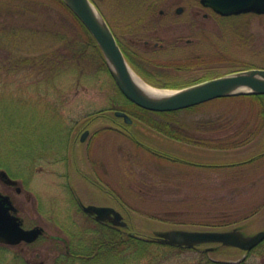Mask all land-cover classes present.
I'll return each mask as SVG.
<instances>
[{
  "label": "rangeland",
  "instance_id": "374dc122",
  "mask_svg": "<svg viewBox=\"0 0 264 264\" xmlns=\"http://www.w3.org/2000/svg\"><path fill=\"white\" fill-rule=\"evenodd\" d=\"M92 3L126 48L138 38L153 43L156 29L160 35L184 32L189 34L185 39H195L191 44L166 42L167 49L145 54L150 60L141 66L147 72L140 75L158 88L180 90L240 71L264 69V15L214 18L203 33L190 25V12L197 10L198 0ZM0 4L19 9L8 14L0 5V170L18 180L31 196L27 201L24 194L12 191L26 224L39 220L49 235L66 238L70 232L82 236L84 231L85 242L87 234L97 230V222L80 204L111 206L125 210L130 223L125 232H136L150 242L155 254L165 249L155 239L156 232L238 228L253 235L264 230V107L258 100L215 99L173 116L177 127L196 131L202 141L210 139L214 130L202 123L209 117H221L219 124L227 134L237 131L238 139L228 143L227 151L216 153L227 159L217 162L224 166L192 167L165 160L147 149L178 154L173 147L151 146L159 137L172 141L164 134L119 126L122 121L114 112L127 103L121 104L114 79L93 44H88L89 34L58 0H0ZM179 6H185L187 13L177 17ZM161 11L166 14L160 15ZM10 27L23 29L14 34L6 31ZM18 49L26 55L53 57L49 61L53 65L45 71L39 66L10 69L14 63L6 60V54ZM86 129L90 134L81 144ZM0 190L4 191L1 186ZM50 242L42 240L40 245L51 251ZM20 252L18 247L0 249V264H27ZM151 257L108 264H149ZM209 257L238 262L247 254L220 246ZM196 258V252L188 251L158 264ZM43 261L42 253L35 262Z\"/></svg>",
  "mask_w": 264,
  "mask_h": 264
},
{
  "label": "water",
  "instance_id": "95a60500",
  "mask_svg": "<svg viewBox=\"0 0 264 264\" xmlns=\"http://www.w3.org/2000/svg\"><path fill=\"white\" fill-rule=\"evenodd\" d=\"M64 2L95 39L121 92L127 99L143 109L154 112H171L223 97L264 95V69H254L178 90L177 93L165 99L144 96L132 81L130 75L132 68L126 61L110 27L107 23V27H103L92 14L91 7L97 10L94 4L90 0H64ZM205 2L223 16L245 13L264 15V0H205ZM116 116L124 118L126 123H132V119L124 112L118 111ZM87 135L88 131L84 133V141ZM0 175L8 184H17V181L11 179L5 171H0ZM83 209L100 222H110L119 227H128L122 214L112 207L83 205ZM16 212L10 197L0 193V244L17 245L22 241L33 242L41 235L42 229L40 228L25 230L20 218L16 216ZM155 235L162 244L183 248L206 246L207 252H214L218 247L223 246L248 253L264 241V230L253 235H246L238 228L217 231L175 229L157 232Z\"/></svg>",
  "mask_w": 264,
  "mask_h": 264
},
{
  "label": "flooded vegetation",
  "instance_id": "af4514ba",
  "mask_svg": "<svg viewBox=\"0 0 264 264\" xmlns=\"http://www.w3.org/2000/svg\"><path fill=\"white\" fill-rule=\"evenodd\" d=\"M198 3H199V6H197V10H193L190 12V15H191L190 25L191 26L195 25L197 29H200L202 31L204 30L203 33L206 32L205 29H207V27L209 25L208 20H212L214 18L229 19V18L240 17V16H245V15H258V14H254V13H245V14H239V15L223 16V15L217 13L209 4H207L205 2V0H198ZM184 13H187V8L185 6H179L175 10V14L177 15V17H178V15L181 16ZM164 14H166L165 11L160 12V15L163 16ZM170 29H172V28H170ZM164 31L170 32L168 29H165ZM158 32L159 31L156 29V31L154 33V37H153L156 40L153 43L149 42V41H144L142 38H138L137 40H133L131 42V44H132L131 48H126L124 45H122V43L117 38L118 43L121 46L127 60H128L127 56H129V58H130V62H131V63L129 62L130 65L133 66L132 68L134 70H135L134 67H137L138 70H135V72L140 76V78H142L144 80H147V77L141 76V75L142 74L145 75L143 73V71H146V69H143L142 65L145 62H147L148 60H150V58L149 59L146 58L145 54H147L149 52L165 50L168 47L167 43H173L174 42V44L175 43L178 44L181 42H185L186 44H191L195 40L192 38L185 39V37L189 36V34L184 33V32L181 33L180 35L172 33L173 35L171 37L169 36V34H163V35L161 34L160 35V34H158ZM143 51L145 52L144 54H143ZM148 83H150V82H148ZM152 83L154 85V82H152ZM152 83H150V84H152ZM125 113L131 117L132 123L131 124L126 123L123 118H119L122 121V124L119 125L120 127L122 126L126 130L129 129L130 127H132V128L134 127L135 130H137L138 128H141V129L146 128L147 131H151V132L156 131L157 132V130L152 129L151 127H149L148 125H146L142 121H139L137 118L130 115L129 113H127V112H125ZM212 118H217V117H209V118L205 119L204 121H208ZM158 119H160V118H158ZM173 125L176 129L177 128L181 129L188 136L195 138L197 140V142L187 143V142H184V141L179 140V139L170 138V137L166 136L163 132H161L162 134L165 135L166 138H169L172 141H168L164 138L159 137V138H156V140H152L154 142V144H152L151 146H155L156 148L173 147V148H176V151H178V154L176 152H175V154H173V153H170L168 151L157 152V151L151 150L149 147H147V149H149L150 151H152V153H155L157 156H160L161 158H163L165 160L175 162V163H181L183 166L189 165L192 167H199L196 165L194 166V164L183 159L180 156L181 150H184V149L187 150L189 147H193V146L197 147V148L200 147V148L212 149V148H215V143L217 141H219L220 144H222V145L228 143L227 139L214 140V139L210 138V139H205V141H202L201 139L197 138V136L195 135L197 133L196 131H193V130L189 131V130L184 129L183 126L177 127V125H175V124H173ZM220 127H217L216 129H214L212 134L223 133L224 127H222V125ZM86 131L89 132L88 135L90 134V131L88 129H86L85 131L84 130L82 131L80 138H79V141L81 144H84V132H86ZM145 133L148 134L146 131H145ZM224 133H226V132H224ZM129 136H131V135H129ZM70 139L72 142V136H70ZM74 141L75 142L77 141L76 138H74ZM136 142L140 145H143V143H141V141H136ZM11 178L14 179L13 177H11ZM14 180H16V179H14ZM16 181H18V180H16ZM0 186L2 187V189H4V191L0 190V193H2L5 196L10 197L13 205L15 206V208L17 210L16 216H18L20 218V220L22 222V227L25 230H32L35 228L42 229L41 235L36 240H34L33 242L22 241L21 243H19L17 245L0 244V249L11 248V247L20 248V250H21L20 254H21V256H25L24 260L26 261L27 264H38L39 262H35V261L37 258H40L42 256V253L44 256V261L42 263H39V264H73V263L84 264V231H83L82 236H78L75 233H74L75 235H73L72 232H70L69 233L70 235H67L68 238H66L65 236H62V235L61 236L60 235L54 236L51 234L49 235V231L46 229V226H42L40 224L39 220L34 219L32 221V223L26 224L24 218L21 216V211H22L21 205L19 204L18 199L14 198V196L12 195V191H14L18 196L24 194L25 199L27 201L31 200L30 194L24 190V187L22 186V184L19 181L16 185H10L4 180V178L1 177V175H0ZM81 210H83L82 207H81ZM122 210H121V212H122ZM123 211H125V210H123ZM32 214H33V218H34L35 217L34 211ZM122 214H123V212H122ZM123 216H124V219L127 220L124 214H123ZM128 223H129V221H128ZM100 224L106 225L108 227H114L109 223H100ZM56 227L58 228L60 226H56ZM114 228H116V227H114ZM129 229H130V223H129V228L124 229V231L127 232ZM59 230H61V229H59ZM61 231L64 232L65 234L67 233V231L66 232L63 230H61ZM69 237L72 240L69 239ZM50 239H51L50 243L53 246V250L46 251L45 249H43L41 247L40 244H41L42 240H49L50 241ZM21 260H23V259L21 258ZM48 262H51V263H48Z\"/></svg>",
  "mask_w": 264,
  "mask_h": 264
},
{
  "label": "trees",
  "instance_id": "16d2710c",
  "mask_svg": "<svg viewBox=\"0 0 264 264\" xmlns=\"http://www.w3.org/2000/svg\"><path fill=\"white\" fill-rule=\"evenodd\" d=\"M11 1V0H9ZM72 15L73 17L81 23V27L83 30L89 34L90 39L88 41V44H90L96 49V52L100 55L104 68L110 73L112 76V73L109 69V66L106 62V59L101 52L99 46L97 45L96 41L93 39L89 31L86 29L84 24L78 19V17L74 14V12L67 6V4L63 0H58ZM2 5V4H0ZM4 7V5H2ZM4 10L6 13H10L12 10L14 12L19 11L17 5H11L4 7ZM18 29H23V27H10L7 29V32H15L16 34ZM128 57V62H130V58ZM6 60L8 62H13L14 67L10 69H20L22 66L25 67H31V66H39L43 71H45V67L50 69L53 65V63H50L49 61L53 60V57L49 58V56H44L41 54H32L27 53L23 54V50L18 49L15 53L14 51L10 50L6 54ZM131 63V62H130ZM36 64V65H35ZM133 67V66H132ZM136 68V67H134ZM114 79V77L112 76ZM150 82V81H148ZM152 83V82H150ZM116 84V83H115ZM153 85V83H152ZM156 86V84H154ZM158 87V86H157ZM118 88V87H117ZM119 90V88H118ZM121 95V104L127 103V106L122 109V111H125L129 113L130 115L137 118L139 121H142L152 129H155L159 132H163L166 136L174 139H179L187 143H194L197 142V140L191 136H188L184 131L181 129H176L174 127V120L173 116H178L179 113L193 110L195 107L176 111V112H167V113H155L150 112L145 109H142L138 107L137 105L131 103L128 101L123 94L120 92ZM242 97V96H241ZM243 97H249L254 100H258L262 106L264 107V95L256 94V95H246ZM125 101V102H124ZM159 117L164 118L165 120L158 119ZM223 119L221 117L218 118H212L208 121H202L203 124H207L208 127H213V129H216L217 127H220L222 124H219V121L222 122ZM221 128V127H220ZM211 129V128H210ZM218 148H226V147H218ZM91 220L92 218L89 217ZM97 232H89L87 235L88 241L84 242V264H104V263H112L113 261L122 262L125 260V258L134 259L136 261H140L142 259H147L151 261L149 264H158V261L167 260L169 258H172L175 256V254H182L186 252H196L197 258L193 260L192 262H185L180 264H264V241L254 250L247 253V257H245L243 260L238 262H232V261H216L209 257V253L205 249L200 248H194V249H188L183 247H175V246H169V245H163L165 249L161 251V253L158 252V254H155L151 249V243L148 241H145L143 239L134 237L127 234L124 229L121 228H114V227H108L106 225L97 223ZM85 233V232H84ZM98 233V234H96ZM93 236V237H92ZM163 252V253H162ZM259 259L261 262H259ZM108 261V262H107Z\"/></svg>",
  "mask_w": 264,
  "mask_h": 264
},
{
  "label": "crops",
  "instance_id": "0c3cea01",
  "mask_svg": "<svg viewBox=\"0 0 264 264\" xmlns=\"http://www.w3.org/2000/svg\"><path fill=\"white\" fill-rule=\"evenodd\" d=\"M234 132H231L229 134L227 133H215V134H211L216 136L217 140H224V139H228V138H234V139H238V132L236 131V133L234 135L231 136V134ZM210 136V138H211ZM214 136V137H215ZM263 137H264V133H263ZM213 139V138H212ZM217 151H222L221 153H223V149H207V148H197V147H189L187 150H181L180 151V156L187 160L188 162L194 164V166H202V165H214V163L217 162H221V163H225L222 162V160H227L224 159L225 156L223 155H218L216 154ZM227 151V150H226ZM208 153V154H206ZM205 154V155H204ZM221 163H217L218 166H224V165H220ZM216 165V166H217ZM211 167V166H209Z\"/></svg>",
  "mask_w": 264,
  "mask_h": 264
},
{
  "label": "bare ground",
  "instance_id": "6f19581e",
  "mask_svg": "<svg viewBox=\"0 0 264 264\" xmlns=\"http://www.w3.org/2000/svg\"><path fill=\"white\" fill-rule=\"evenodd\" d=\"M91 7V6H90ZM92 14L94 15L95 19L99 24H101L103 27H107L106 22L103 20L102 16L99 14V12L94 8L91 7ZM130 75L132 78V81L134 85L136 86L137 90L147 97H155L158 99H165L169 96L177 93L176 91L172 90H165V89H157L154 88L147 83H145L138 75L134 73V71L130 70Z\"/></svg>",
  "mask_w": 264,
  "mask_h": 264
}]
</instances>
